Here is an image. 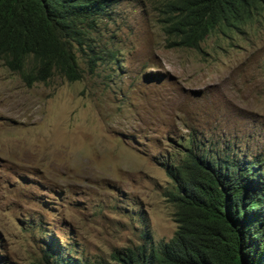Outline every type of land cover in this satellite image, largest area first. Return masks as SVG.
<instances>
[{
    "label": "rangeland",
    "instance_id": "obj_1",
    "mask_svg": "<svg viewBox=\"0 0 264 264\" xmlns=\"http://www.w3.org/2000/svg\"><path fill=\"white\" fill-rule=\"evenodd\" d=\"M116 11L117 57L79 80L27 86L0 61V254L12 264H39L50 238L89 262L143 233L169 240L164 165L190 135L264 155V28L167 47L150 0Z\"/></svg>",
    "mask_w": 264,
    "mask_h": 264
},
{
    "label": "trees",
    "instance_id": "obj_2",
    "mask_svg": "<svg viewBox=\"0 0 264 264\" xmlns=\"http://www.w3.org/2000/svg\"><path fill=\"white\" fill-rule=\"evenodd\" d=\"M123 0H0V61L30 86L54 74L69 81L117 57L110 24ZM167 47L199 48L211 35L264 27V0H150ZM110 46H109V45ZM81 63L86 67H82ZM164 168L173 186L174 235L114 249L89 262L45 242L39 264H264V155L191 135ZM0 264H12L0 254Z\"/></svg>",
    "mask_w": 264,
    "mask_h": 264
},
{
    "label": "clouds",
    "instance_id": "obj_3",
    "mask_svg": "<svg viewBox=\"0 0 264 264\" xmlns=\"http://www.w3.org/2000/svg\"><path fill=\"white\" fill-rule=\"evenodd\" d=\"M264 28V27H263ZM262 29V28H261ZM255 31V30H254ZM258 31V30H257ZM248 32V31H247Z\"/></svg>",
    "mask_w": 264,
    "mask_h": 264
}]
</instances>
